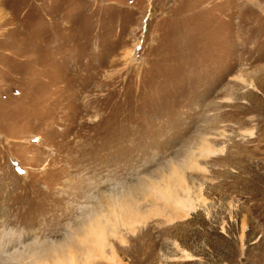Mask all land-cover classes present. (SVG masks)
<instances>
[{
	"label": "rangeland",
	"instance_id": "obj_1",
	"mask_svg": "<svg viewBox=\"0 0 264 264\" xmlns=\"http://www.w3.org/2000/svg\"><path fill=\"white\" fill-rule=\"evenodd\" d=\"M58 259L264 264V0H0V264Z\"/></svg>",
	"mask_w": 264,
	"mask_h": 264
},
{
	"label": "bare ground",
	"instance_id": "obj_2",
	"mask_svg": "<svg viewBox=\"0 0 264 264\" xmlns=\"http://www.w3.org/2000/svg\"><path fill=\"white\" fill-rule=\"evenodd\" d=\"M205 149L208 150V148H205ZM184 184H185V180H184V176L182 172L176 171L173 174V177L168 179L164 188L162 189L153 188V192L158 197V200L162 199L165 202L172 201L171 203H173L174 205H178L181 202L182 198H180L179 194L177 193V190L178 189L185 190L186 187L184 186ZM158 187H161V186H158ZM118 205L119 203L113 204L111 208L106 209L104 214L99 215L96 220L91 221L89 224L88 233L90 236H93L96 238L94 242V247L99 249L100 250L99 252L101 253H103L105 248L109 246L108 239H107L108 232L111 233L112 236L116 237L119 235V233H121L120 230L122 228L125 227L133 231L135 226L138 225L136 216H139V214L137 213L138 214L137 215L135 212L136 214L135 216L134 211H133L134 209L132 210V208L129 207L127 204L126 205L129 208H131L132 211L126 208H123V206L121 207L122 203H120V206ZM85 242L88 243L87 240ZM56 264H67V263L64 260L58 259ZM68 264H75V263L73 261H70Z\"/></svg>",
	"mask_w": 264,
	"mask_h": 264
}]
</instances>
